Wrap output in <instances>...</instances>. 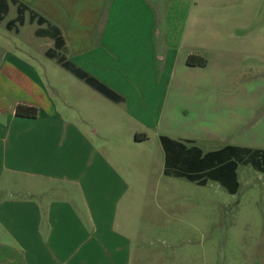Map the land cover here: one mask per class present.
Masks as SVG:
<instances>
[{
  "label": "crops",
  "instance_id": "1",
  "mask_svg": "<svg viewBox=\"0 0 264 264\" xmlns=\"http://www.w3.org/2000/svg\"><path fill=\"white\" fill-rule=\"evenodd\" d=\"M54 1L60 9L46 0L40 9L43 14L36 12L61 30L67 49L68 21L62 8L65 0ZM94 1L99 7L105 0ZM109 1H112L110 14L124 18L126 35H145L139 54L144 66L136 76L139 89L126 92L111 88L105 75L100 79L83 70L113 90L120 98L118 101L103 95L61 65L71 76H48L47 82L29 57L25 60L17 53L12 54L0 42V264H129L135 233L131 232L125 216L131 200L134 207L147 205L142 195L152 189L155 194L152 201L156 204L163 178H175L164 173L166 154L160 137L183 143L191 141L172 138L163 131L167 125L163 126L162 107L177 73L198 77L189 89L197 94L195 102L202 103V96L222 94L226 90L221 80L226 65L237 70L249 64L248 71L256 65L264 66V0ZM48 6L54 7L49 15L45 9ZM69 25L71 32L81 29ZM24 26L5 28L19 35ZM71 43V50L76 49V60L69 61L77 66L79 42L76 45L72 39ZM138 43L131 37L124 44L138 47ZM53 46L50 40L47 49L39 53L56 62L46 56ZM97 51L105 56L98 64L109 67L112 59L102 47ZM27 54L32 59L35 57V53ZM191 55L204 58L206 65L188 66L186 60ZM155 65L161 70L156 76H159L156 84L161 87L159 94L143 87L147 80H152L148 72ZM212 69L218 72L213 80L209 76ZM57 80L61 84L54 83ZM50 81L59 87L66 83L74 87L70 92L84 99L89 115L80 122L75 119L80 100L70 107L71 116L67 115L66 105L70 102L64 99L66 90H58L65 107L56 106ZM126 81L132 83L129 78ZM149 96L154 105L149 102ZM19 105L36 107L38 116L18 117ZM97 109L113 114L121 109L141 127L131 128L128 123L114 121L107 124L105 132L99 131L94 124ZM125 129V137L114 136V130L120 135ZM153 139L159 145L154 149L148 146ZM156 154L160 160L158 183L150 178L143 184V174L151 176L156 172ZM168 188L176 187L167 186L164 193H168ZM134 237L142 238L137 234Z\"/></svg>",
  "mask_w": 264,
  "mask_h": 264
},
{
  "label": "rangeland",
  "instance_id": "2",
  "mask_svg": "<svg viewBox=\"0 0 264 264\" xmlns=\"http://www.w3.org/2000/svg\"><path fill=\"white\" fill-rule=\"evenodd\" d=\"M18 1L42 13L40 9L46 0ZM51 2L56 8L60 7L56 1ZM74 3L77 6H73ZM111 4L112 1L105 0L96 7L94 0H65V5H62L68 21L65 28L68 43L65 54L74 63L76 49L71 50V40L76 45L79 42L77 51L80 59L77 60L76 67L100 79L105 75L111 88L133 91L131 89L140 88L136 76L144 66L139 54L145 35H126L123 29L124 18L110 14ZM45 9L49 10L47 15L54 12V7L48 6ZM16 17L17 6L10 3L9 13L0 23V42L6 44L8 51L17 53L22 59H30L47 82L48 76H71L55 61L40 54L43 49H47L50 40L34 36V31L38 28L36 24L26 21L19 35L12 34L5 28L6 23ZM70 23L81 29L76 33L71 32ZM105 28L107 31L104 32ZM131 37L139 41L138 47H125L124 43H128ZM99 47L112 59L109 67L98 64L105 57L104 53L97 51ZM28 51L35 53L33 59L28 56ZM156 68L157 65L149 70L147 76L152 80H147L143 87L148 92L153 90L159 94L161 87L156 84L159 80V76H156L161 74V70ZM224 68L221 80L222 85H226V90L222 94L202 96V103L195 102L197 94L194 95L189 89L191 84L197 82L198 77L188 75L190 73L183 76L177 73L162 107L163 126L167 125L163 131L175 139L191 140L185 145L188 148L198 147L204 154L229 146L264 149V66L256 65L252 71H248L249 64L242 65L237 70L231 65ZM210 73L213 80L218 72L212 69ZM128 78L133 84L126 81ZM165 83L164 78L163 87ZM50 84L55 88L51 89V94L56 106L62 104L65 107L58 90H66L64 99L67 103L70 102L66 105L68 116H71L70 107L78 103L77 100H80V110L75 119L80 122L89 115L86 113L89 109L86 107L87 103L82 97H75V92H70L74 87L69 83L60 85L61 87L52 81ZM149 102L154 105L151 96ZM94 121L99 131L103 132L107 130V124L114 121L128 123L131 128L141 127L121 109L115 114L97 109ZM122 131L124 132L119 135L114 130V136L125 137L126 129ZM146 131L154 137L152 130ZM138 134L145 135L142 132ZM155 145L159 146L153 139L148 146L154 149ZM160 159H163L162 156ZM159 163L156 154V172L151 176L143 174V184L150 178L155 180V184L158 183ZM116 164L119 165L118 162ZM143 166L140 165V169ZM219 168L220 166L214 168L215 177H205V185H198L186 177H164L159 185L161 189L156 204L152 201V189H147L142 195L143 199H147V205L134 207V200H131L125 216L126 223H130L132 233L141 235L142 238L135 239V234H132L129 264H264V172L254 169L251 164H237L236 177L229 176L224 180L216 177L219 175ZM226 184L232 187L237 185V192L231 195L228 187L224 186ZM167 186L176 188H168V193H164Z\"/></svg>",
  "mask_w": 264,
  "mask_h": 264
},
{
  "label": "trees",
  "instance_id": "3",
  "mask_svg": "<svg viewBox=\"0 0 264 264\" xmlns=\"http://www.w3.org/2000/svg\"><path fill=\"white\" fill-rule=\"evenodd\" d=\"M10 3L17 6V17L6 23L8 30L18 29L24 26L26 21H28L29 24H36L38 28L35 31V36L38 38H47L54 42L53 48L46 52L47 57L56 60L63 68L86 81L87 84L111 100H120L113 90L92 78L86 72L67 60L65 55L66 42L61 30L29 6L20 3L18 0H0V22L5 20L8 15ZM186 64L191 67H204L206 65V60L199 56L191 55L187 58ZM16 115L23 118H36L38 116V109L33 106L19 105L16 108ZM136 139L140 140L139 135H136ZM160 140L166 154L164 173L167 176L175 178L186 177L188 180L198 185H205V177H212V175L215 177L214 168L217 166H220V171L218 172L219 175L216 177L224 180L229 176L236 177L235 171L237 164H251L254 169L264 172V149L229 146L218 151L204 154L198 147L188 148L185 145L191 141L183 143L171 140L165 136H161ZM224 186L228 187L230 194H235L237 192V185L235 187L227 184Z\"/></svg>",
  "mask_w": 264,
  "mask_h": 264
}]
</instances>
